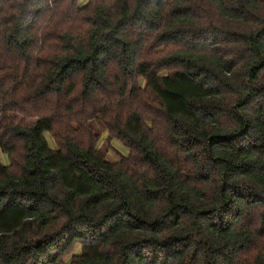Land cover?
<instances>
[{"label": "trees", "instance_id": "16d2710c", "mask_svg": "<svg viewBox=\"0 0 264 264\" xmlns=\"http://www.w3.org/2000/svg\"><path fill=\"white\" fill-rule=\"evenodd\" d=\"M62 263L264 264V0H0V264Z\"/></svg>", "mask_w": 264, "mask_h": 264}, {"label": "rangeland", "instance_id": "374dc122", "mask_svg": "<svg viewBox=\"0 0 264 264\" xmlns=\"http://www.w3.org/2000/svg\"><path fill=\"white\" fill-rule=\"evenodd\" d=\"M21 94H18V103L17 107L9 112L8 115L12 116L16 121L26 120V121H34L37 117L45 114H54L55 118V135H59L62 137V133L68 131L69 133L76 132L78 136H81L83 140L87 143H92L96 141L97 147L101 153H103L106 158L111 162H118L125 157H130L131 150L129 148H125L121 141L117 138H112V135L105 127V118L103 115L94 114L93 117H90L87 113L78 114L82 123L84 125H78L72 118L70 121L62 119V109L54 107V100L51 102L45 100H31L30 98L23 100L20 98ZM145 100L137 103L141 110H144L145 116L149 118L158 117L159 113V105L156 101H153V97L144 96ZM81 103L78 102L75 104L78 107ZM21 106V108H20ZM147 106V107H146ZM23 107V108H22ZM23 109V110H22ZM126 112V110L124 111ZM54 113V114H53ZM105 121V122H104ZM83 126V128H82ZM92 133V134H91ZM49 136V139L54 146L57 145L56 137L53 135ZM22 150L18 149L11 157V167L13 169L19 168V162L21 161ZM6 162H8L6 160ZM80 252L79 243L74 244L72 248H70L63 256L64 262H71L74 258V253ZM64 264V263H62Z\"/></svg>", "mask_w": 264, "mask_h": 264}]
</instances>
